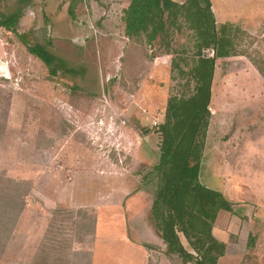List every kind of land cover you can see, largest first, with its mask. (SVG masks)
<instances>
[{
  "label": "rangeland",
  "instance_id": "rangeland-1",
  "mask_svg": "<svg viewBox=\"0 0 264 264\" xmlns=\"http://www.w3.org/2000/svg\"><path fill=\"white\" fill-rule=\"evenodd\" d=\"M210 2L234 53L215 60L198 178L232 205L219 240L227 218L264 228V0ZM128 3L33 0L16 35L0 30V264H192L167 254L154 228L150 170L168 99L192 89L196 36L128 39ZM35 45L50 68L27 51Z\"/></svg>",
  "mask_w": 264,
  "mask_h": 264
},
{
  "label": "trees",
  "instance_id": "trees-1",
  "mask_svg": "<svg viewBox=\"0 0 264 264\" xmlns=\"http://www.w3.org/2000/svg\"><path fill=\"white\" fill-rule=\"evenodd\" d=\"M18 1L20 5L13 11L0 9V30L16 35L24 10L33 0ZM122 13L128 39L144 37L147 44H152L182 27L196 36L197 52L187 74V84L191 80L192 89L188 95L168 99L164 120L157 127L160 143L155 152L157 161L150 170L156 182L150 214L167 254L177 255L183 263L217 264L225 245L214 237L213 228L219 213L232 212V205L198 178L211 115L208 108L215 60L234 56L228 42L220 40L224 26L222 31L216 30L210 0H186L182 4L172 0H129ZM70 15L73 17V11ZM205 50L212 51V55H204ZM27 51L51 67V59L42 46H28ZM179 234L198 258L183 249Z\"/></svg>",
  "mask_w": 264,
  "mask_h": 264
},
{
  "label": "crops",
  "instance_id": "crops-1",
  "mask_svg": "<svg viewBox=\"0 0 264 264\" xmlns=\"http://www.w3.org/2000/svg\"><path fill=\"white\" fill-rule=\"evenodd\" d=\"M172 1L181 3L177 0ZM220 215H222V212L219 213L216 224ZM227 220L229 226L227 225L226 229H222V232L218 230L217 233L219 238L217 240L225 245L224 255L219 258L217 264H264V228L255 230L254 233L253 231L250 232V230L247 232L244 229H237V222L232 217L227 218ZM242 223L244 224V221ZM238 232L239 235L237 237ZM230 238H232L231 241Z\"/></svg>",
  "mask_w": 264,
  "mask_h": 264
}]
</instances>
